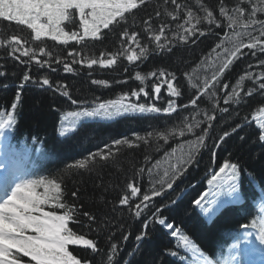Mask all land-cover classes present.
<instances>
[{"label": "trees", "instance_id": "16d2710c", "mask_svg": "<svg viewBox=\"0 0 264 264\" xmlns=\"http://www.w3.org/2000/svg\"><path fill=\"white\" fill-rule=\"evenodd\" d=\"M194 6V0H188ZM204 2L216 12L218 0H204ZM235 0H229L232 6ZM158 0H152L146 8L135 10V16L129 17V31L140 33L141 43L149 45L144 32L143 20L152 11L153 5ZM194 11H198L194 7ZM264 18V17H262ZM226 23V22H225ZM201 27L207 33L206 22ZM109 32L104 30L105 36L102 41L86 42V47H82L75 42L62 45L47 38H42V42L34 41L32 33L24 26L9 24L0 21V37L12 34L22 35L29 41L27 46L36 48L45 47L53 52L54 57H62L71 63L67 53L73 47L81 53L77 57L91 58H112L111 54L122 50L124 47L135 45H121L119 32ZM224 28H213L212 32L205 36H197L195 43L187 44L177 41L172 52H151L147 59L129 63L123 56L117 58V63L110 67H102L99 63L91 68L85 64H73L72 72H65L63 64L55 63L54 59L51 67L39 65L32 62L22 64L13 60L7 52L0 48V71L6 75L0 77V112L10 111L14 114V127L7 133L6 140H0V149L7 155L19 153L27 156L30 169L34 170L33 178L46 177L56 179L62 183L63 200L66 203L75 204L79 207V224H71L79 234H84L86 238L97 242L99 253H93L91 249L83 246H71L70 251L78 258L89 261V264H101L102 258L106 264V252L110 243L119 245V254L115 258V264H182L181 257L185 255L183 248H177V240L168 234V230L153 223L149 229V237L140 242L137 249L136 235L142 230V219L151 214L156 207L162 208V217L173 223L176 228L188 235L197 245L204 256L209 260L214 258L216 249L224 247L231 241V235L245 224L251 225L253 220L257 224L261 221V209L264 207V145L258 142L259 130L255 122L245 124L237 133H233L220 147H214L217 138L223 131L229 130L237 123L243 121L244 116H251L259 106H264V98L259 94L247 98V103L242 105H224V92L217 89V100L220 107H229V113L217 112L218 119L209 129L205 147L200 148L196 154L195 163L187 167V171L179 176L172 189H166L164 194L153 198L148 209L144 210L141 218H135L127 209H119L111 212V203L115 202L117 193L126 182L135 176L136 182L140 185L142 193L149 192L153 185L160 187L156 183L163 176L165 170L172 175L171 165L176 164L178 158L187 157L191 149V144L196 136L202 133V129L207 127V123H202L193 133H185L183 137L179 135L170 136L167 142L161 139H149L148 144L136 140V135L146 136L148 132L171 130L176 126H183L184 118L189 122L196 111L203 113L211 110L215 101H208L204 98L199 103L197 109L180 107L171 115L159 114H126L111 121H88L77 124L73 117H67L62 127L61 121L68 112L79 111L83 107H92L94 103L108 100H118L124 94H128L125 103H144L146 105L155 104L157 107H167V101L173 99L177 105L187 104L194 95L195 89L191 83H202V81L212 75L220 64V57L212 52V48L220 42ZM155 47L150 44V51ZM230 47V45H225ZM218 52L222 49H217ZM244 55L239 59H234L232 65L224 73L221 79L223 83L231 86L246 71L259 73L264 69L257 66L258 60L264 59V53L257 52L253 56L248 49H243ZM104 53V56H101ZM48 59V57H42ZM27 60V57H22ZM249 65H252L250 68ZM55 69V71H53ZM127 69V71H125ZM166 69L175 73L176 81L174 85L181 92L180 97H170L167 86L161 89L160 99H149L140 95L139 99L130 95L132 90H139L145 86V90L151 94V85L156 82L155 78H149L145 85L135 79V73L140 72L146 75L151 71ZM27 73L31 80L25 84L23 89H18L17 85L22 82L23 75ZM188 73L192 79L189 81L184 74ZM47 77L53 85L65 84L73 99L80 102L73 105L67 97L60 95L55 88L41 87L35 81ZM93 80L107 81V85L93 84ZM7 85L4 87L3 85ZM245 88L252 87V82L245 80ZM21 92L19 101L15 100L16 92ZM17 103L15 110L11 109V104ZM239 115H236V112ZM196 120H205L201 114L195 117ZM67 129V134L61 136L60 133ZM240 136L245 139L241 141ZM128 139L133 141L138 147L120 146L115 160L97 162L90 164L89 169H76L69 167L75 165L103 148L105 144L111 145L113 140ZM5 145L10 146L11 151L6 152ZM216 155L213 157L212 153ZM225 159L237 163L240 167L239 189L241 199L239 203L229 205L226 210L216 216H206L200 208L196 207L193 201L206 191H209L208 180L212 174L218 171ZM140 168L145 172L135 175ZM151 168V174L147 169ZM108 189L107 191L105 189ZM77 191V196L73 197L72 192ZM175 201V204L171 202ZM138 202V200H137ZM50 210V209H46ZM62 212L63 210H56ZM97 217V222L91 225V229H97L101 220L111 219V224L104 223L99 233L87 227V217L83 212ZM115 233L111 241L107 236ZM122 235H128L127 241L121 239ZM221 247V248H222ZM168 250H176L179 255L173 257L168 254ZM219 250V249H218ZM134 252V255H129ZM190 255V254H189ZM28 258H24L27 260ZM188 264H191L189 261Z\"/></svg>", "mask_w": 264, "mask_h": 264}, {"label": "snow or ice", "instance_id": "6c2138e0", "mask_svg": "<svg viewBox=\"0 0 264 264\" xmlns=\"http://www.w3.org/2000/svg\"><path fill=\"white\" fill-rule=\"evenodd\" d=\"M151 2L152 0H0V21L24 26L31 31L34 41L42 42V38H47L62 45L75 42V44L86 47L88 40L102 41L105 36L104 30L115 32L120 29L119 41L121 45L136 46L135 48L124 47L122 50L112 53L110 59L81 57L79 60L77 57L81 53L73 47V50L67 53L71 60L69 63L62 57H54L53 52L46 50L45 47H39L38 50L31 46L26 47L25 45H28L29 41L22 35L12 34L0 37V48L4 49L13 60L25 65L35 62L40 67H51L54 59L55 63L63 64L65 72H72V65L77 63H86L89 68L97 63L102 67H110L117 63L119 56L125 57L130 64L135 63L147 59L151 52H172L177 41L185 44L195 43L194 38L197 36H205L207 33L219 35L212 32L213 28L225 29L220 36V42L212 48V52L220 57L219 66L210 78L206 77L202 83H191L195 93L187 104L177 105L173 99H169L167 107L164 108L157 107L154 103L151 105L125 103L128 100V94H124L118 100L94 103L92 107H83L79 111L68 112L61 121L63 127L67 117H73L77 121V124L74 125L75 128L88 119H112L129 113L143 115L163 112L171 115L180 107L197 109L205 97L208 101H215L211 113L208 111L195 112L192 117L194 123L189 122L185 117L182 127L176 126L171 130L148 132L143 137L136 135V140L142 141L144 144H148L150 138L167 142L170 136L183 137L186 132L194 134L195 128H199L202 123H207V127L202 129V133L197 135L191 144L187 157L182 156L178 158L176 164L171 165L172 175L170 176L169 171L165 170L163 176L156 182L160 185L159 188L153 185L150 193H142L134 176L117 193L115 202H110L111 212L127 209L135 218H141L153 198L162 196L166 189H172L175 180L187 171L188 166L195 163L199 149L206 146L205 141L209 129L213 127L212 122L218 119L217 112L229 113V107L219 106L217 89L224 92V105L245 104L247 98L256 94L264 98V71L259 73L246 71L239 77L236 84L231 86L230 91L228 83H223L221 86V79L225 71L229 69L234 59H239L244 55L243 49H248L253 56H256L257 52L264 53V18H262L264 17V0H235L231 7L229 0H218L216 12H218L219 18L204 0H194V6L188 0H158V3L153 5L152 11L147 14V18L143 20L144 35L149 45H155L150 51L149 45L141 43L139 32L128 30L130 27L128 20L130 16H135V10L146 8ZM194 7L198 11H194ZM205 22L207 33L201 27ZM68 25H73L74 29L66 30ZM226 44L230 47H225ZM217 49H222V51L218 52ZM101 56L103 57L104 53H101ZM22 57L28 59L24 60ZM42 57H48V59ZM257 66L264 69V59L258 60ZM249 67L251 68L252 65ZM5 75L6 72L0 71V77ZM184 75L191 81L192 77L188 73ZM149 78H155L156 81L151 85V94L145 90V86H141L139 90H132L130 95L137 99L141 94L149 99H160L161 89L166 85L170 97L181 96L180 90L173 83L176 81L175 73L166 69L151 71L146 75H141L140 72L135 73V79L140 81L141 85H145ZM30 80V75L25 73L22 82L17 85L18 89H23ZM245 80L251 81L252 87L245 88L243 85ZM35 83L49 89L54 87L73 105L87 103L73 99L67 85H53L47 77L37 80ZM92 83L107 85V81L103 80H93ZM3 86L7 87L6 84ZM20 97L21 92L18 90L15 100L19 101ZM16 108L17 103L13 102L11 109L15 110ZM201 114L205 120H196L195 117ZM236 115H239L238 111ZM253 121L259 130L258 142L264 145V106H259L251 118L246 115L243 121L237 123L230 131H223L213 146L220 147L233 133H237L245 124ZM14 123L13 112H0V140L7 139V133L14 127ZM66 134L67 129L60 133L61 136ZM239 139L243 141L245 137L240 136ZM124 145L130 148L138 147L137 144L126 138L113 140L111 145L105 144L97 152L90 153L87 158L69 167L89 169L90 164L97 162L102 161L105 164L109 161L114 162L120 146ZM4 147L6 152L11 151L10 146L5 145ZM212 155L214 157L216 154L213 152ZM0 168L8 172L3 184L0 185V264H89V261H82L81 258L74 255L69 250V246H83L86 249H91L93 253H99L101 250L98 249L95 240L86 238L84 234H79L78 231L70 227V223H81L80 212L77 205L64 202L62 183L43 176L33 178L19 169H8L4 163H0ZM147 171L151 174L152 169L149 168ZM144 172L145 169L140 168L135 175ZM239 175V165L225 159L218 171H215L211 179L208 180L209 191L203 192L193 203L209 217L216 216L226 210L229 205L239 203L241 199ZM72 196L76 197L77 191H73ZM171 203L175 204L176 202L172 201ZM82 215L87 217L88 221L87 224L82 225V228L87 227L97 233L103 230L101 226L104 223L111 224L112 222L111 219L101 220V226L91 229V225L97 222V217L88 211L83 212ZM141 223L142 230L135 237L137 249L140 242L149 237V229L155 223L167 229L168 234L177 240V248L185 250V255L181 257L182 264H188L189 261L191 264H219V262L205 257L188 235L163 218L161 207H156L149 216L142 219ZM243 227L257 230L256 239L264 245V220L261 221L259 227H257L256 220H253L251 225L245 224ZM247 235L250 236L252 233L248 232ZM114 236L115 233H111L107 239L111 241ZM128 238V235L121 237L124 241H127ZM237 247H239L238 244L233 245V248ZM118 254L119 245L110 243L105 254L106 264H115ZM168 254L173 257L179 255L176 250H168ZM129 255H134V252H130ZM24 258L28 259L24 260ZM101 264H105L103 258Z\"/></svg>", "mask_w": 264, "mask_h": 264}, {"label": "bare ground", "instance_id": "6f19581e", "mask_svg": "<svg viewBox=\"0 0 264 264\" xmlns=\"http://www.w3.org/2000/svg\"><path fill=\"white\" fill-rule=\"evenodd\" d=\"M0 169L3 172L4 169ZM5 177V174H0V179L2 181L5 180ZM241 237V249L238 248V250L235 252L238 255H234L236 256V260H238L237 264H240L241 258L243 259V262L251 264L256 263L253 261V259L260 260L258 243L254 241L251 235H247V233L241 234Z\"/></svg>", "mask_w": 264, "mask_h": 264}, {"label": "rangeland", "instance_id": "374dc122", "mask_svg": "<svg viewBox=\"0 0 264 264\" xmlns=\"http://www.w3.org/2000/svg\"><path fill=\"white\" fill-rule=\"evenodd\" d=\"M129 114H131V113H129ZM121 116H124V115H121ZM121 116H116V117H114V118H112V119H104V118H95V119H88V121H111V120H114V119H116V118H119V117H121ZM0 163H4L5 165H6V167H7V163H5L4 161H0ZM8 168V167H7ZM3 169V168H2ZM5 170V169H4ZM248 232H251L252 233V238L254 239V241L255 242H257L258 243V246H259V256L261 257L260 258V264H264V245H262L257 239H256V235L258 234H255L253 231H242V232H240V236H241V234H243V233H248ZM240 236H239V239H240ZM241 240H242V237H241ZM238 248V247H237ZM237 248H234L233 249V253L234 252H236L237 251ZM240 249V248H239ZM234 255H238V254H234ZM235 257V259H236V256H234ZM261 260H262V262H261ZM233 264H235V263H233Z\"/></svg>", "mask_w": 264, "mask_h": 264}]
</instances>
